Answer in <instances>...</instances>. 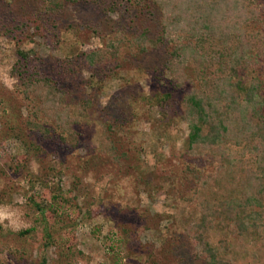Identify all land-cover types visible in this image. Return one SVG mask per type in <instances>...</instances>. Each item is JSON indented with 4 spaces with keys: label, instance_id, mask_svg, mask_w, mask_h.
I'll return each instance as SVG.
<instances>
[{
    "label": "rangeland",
    "instance_id": "374dc122",
    "mask_svg": "<svg viewBox=\"0 0 264 264\" xmlns=\"http://www.w3.org/2000/svg\"><path fill=\"white\" fill-rule=\"evenodd\" d=\"M45 1L0 0V29L27 23L16 32L20 42L0 34V264H202L195 258L201 237L192 221L196 200H180L176 187L189 161L196 160L201 171L209 173L215 159L188 154L187 122L151 102L154 88L162 93L173 86L166 45L139 54L121 43L115 62L106 69L90 67L83 56L122 32L131 37L143 25H151L157 35L159 22L152 8L141 10L120 0L116 9L107 10L94 0H70L55 13H46ZM256 23L264 27V19ZM19 46L30 52L34 64L46 63L56 79L93 98L92 117L77 126L79 148L69 151L53 140H34L22 129L21 111L27 110L14 98L17 78L12 75ZM258 75L264 80V69ZM191 84L174 91V101ZM115 117L127 120L121 136L131 155L121 173L111 176L105 174L110 158L89 153L99 148L100 120ZM25 140H33L38 148L34 143L30 148ZM85 161L92 163L85 166ZM41 174L44 180L34 183L32 177ZM140 176H149L152 183L140 181ZM58 184L71 200L62 209L68 206L73 212L55 216L54 221L69 227L43 250L46 225L53 218L43 215L37 203L49 207L46 185ZM99 196L105 211L95 206L93 218L77 217L78 207ZM124 227L132 232L130 254L111 246L127 237ZM27 229L32 231L22 236Z\"/></svg>",
    "mask_w": 264,
    "mask_h": 264
},
{
    "label": "trees",
    "instance_id": "16d2710c",
    "mask_svg": "<svg viewBox=\"0 0 264 264\" xmlns=\"http://www.w3.org/2000/svg\"><path fill=\"white\" fill-rule=\"evenodd\" d=\"M67 1L46 0V13H55ZM94 1L108 10L116 9L120 0ZM128 2L141 10L152 8L149 10L159 22L157 35L151 25H143L131 37L122 32L115 39L108 38L104 47L84 52L85 62L106 69L115 62L121 43H128L139 54L166 45V68L172 72L173 86L162 93L154 88L151 102L187 122L188 154L199 158L211 154L215 159L214 170L209 173L201 171L195 159L189 161L176 187L180 188V200L197 203L192 221L201 237L195 258L202 264H264V80L258 75L264 69V27L256 23L264 19V0ZM24 25L27 23H16L5 32L0 29V34L7 33L20 42L23 39L16 32ZM16 54L12 67V75L17 78L14 98L27 110L26 114L21 111L22 129L34 140H53L67 150L79 148L81 132L77 126L92 117L93 98L79 95L56 79L44 66L46 63L34 64L28 50L19 46ZM188 84L191 89L174 101V91ZM100 121L99 148L89 154L109 157L105 174L118 176L131 155L126 149L127 140L121 136L127 120L115 117ZM25 141L30 148L34 144L38 148L33 140ZM22 159L27 161L28 157L23 155ZM32 180L43 181V174ZM139 180L152 183L149 176H140ZM46 196L49 207L37 203L43 215L49 213L53 218L46 225L43 250L55 244L58 235L69 227L54 221L55 216L63 210L73 212L68 206L62 209L71 200L61 184L46 185ZM103 201L99 196L87 206L78 207L77 217L93 218L95 206H103ZM123 230L127 237L111 246L118 253L125 250L130 254L132 232L126 227Z\"/></svg>",
    "mask_w": 264,
    "mask_h": 264
}]
</instances>
